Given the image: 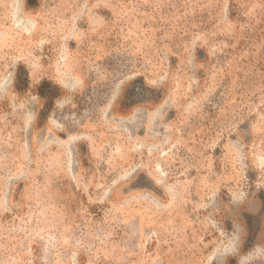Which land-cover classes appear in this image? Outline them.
I'll list each match as a JSON object with an SVG mask.
<instances>
[{"label":"rangeland","instance_id":"obj_1","mask_svg":"<svg viewBox=\"0 0 264 264\" xmlns=\"http://www.w3.org/2000/svg\"><path fill=\"white\" fill-rule=\"evenodd\" d=\"M0 264H264V0H0Z\"/></svg>","mask_w":264,"mask_h":264}]
</instances>
